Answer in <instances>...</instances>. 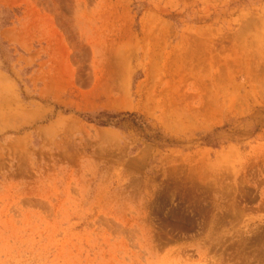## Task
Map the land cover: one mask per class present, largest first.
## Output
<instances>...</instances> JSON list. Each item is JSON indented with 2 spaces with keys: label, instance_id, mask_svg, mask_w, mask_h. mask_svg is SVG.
Wrapping results in <instances>:
<instances>
[{
  "label": "rangeland",
  "instance_id": "1",
  "mask_svg": "<svg viewBox=\"0 0 264 264\" xmlns=\"http://www.w3.org/2000/svg\"><path fill=\"white\" fill-rule=\"evenodd\" d=\"M0 264H264V0H0Z\"/></svg>",
  "mask_w": 264,
  "mask_h": 264
}]
</instances>
